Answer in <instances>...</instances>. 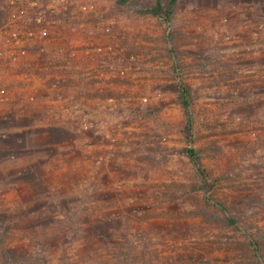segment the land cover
<instances>
[{
    "label": "rangeland",
    "instance_id": "obj_1",
    "mask_svg": "<svg viewBox=\"0 0 264 264\" xmlns=\"http://www.w3.org/2000/svg\"><path fill=\"white\" fill-rule=\"evenodd\" d=\"M104 1L105 67L113 87L101 95L112 99L107 114L118 119H107V127L118 126L122 136H107L110 155H96L97 162L114 159L111 169L120 176L111 186L91 184L92 192L79 201L60 202L63 214L38 219L58 223L57 253L26 255L22 238L40 240L46 233H22L11 253L14 263L264 264V118L239 119L231 97L234 80L247 75L239 73L229 21L248 0H179L170 26L158 16L135 15L117 0ZM156 1L134 0L140 8ZM218 22L227 24V32L209 39ZM180 79L190 93L191 130ZM188 135L201 150L207 178L187 155ZM7 186L0 184L4 250L9 223L32 222L23 213L16 219L8 214ZM107 187V195L100 194ZM219 206L250 233L258 251Z\"/></svg>",
    "mask_w": 264,
    "mask_h": 264
},
{
    "label": "crops",
    "instance_id": "obj_2",
    "mask_svg": "<svg viewBox=\"0 0 264 264\" xmlns=\"http://www.w3.org/2000/svg\"><path fill=\"white\" fill-rule=\"evenodd\" d=\"M27 1L0 0V22L17 3ZM72 1L87 4L92 10L81 16L69 47L60 44V48H46L37 34L33 54L13 62L14 67H6V56L0 58V184L8 185L4 191L8 214L16 219L23 213L32 221L17 225L10 221L6 250L0 242V264H15L16 255L11 253H16L17 236L32 231L46 235L40 240L22 238L29 253L24 254L50 253L52 248L57 253L62 241L57 236L58 223H37L38 219L63 214L60 202L79 201L83 192H92L91 184L101 181L111 186L113 176H120L111 169L114 159L97 162L96 155L98 151L110 155L113 143L107 142V136H122L118 126L107 127V119H118L107 114L106 103L112 99L101 95L113 87L107 82L105 67L107 2ZM240 5L236 18L229 21L233 27L230 37L238 51L239 73L247 77L234 80L231 97L238 107L234 115L242 120L258 115L264 118V0ZM226 28L227 24L218 22L209 39L219 40ZM70 49L73 56L69 57ZM55 54L60 55L61 62L46 71L47 60ZM107 189L100 194L107 195Z\"/></svg>",
    "mask_w": 264,
    "mask_h": 264
},
{
    "label": "built area",
    "instance_id": "obj_3",
    "mask_svg": "<svg viewBox=\"0 0 264 264\" xmlns=\"http://www.w3.org/2000/svg\"><path fill=\"white\" fill-rule=\"evenodd\" d=\"M91 10L89 5H77L72 0H29L23 4L17 3L10 9L7 19L0 22V58L6 56V67H14L13 62L33 54L37 34L46 48H60V44L69 47L81 16L89 14ZM71 52L72 49L69 50V57L73 56ZM58 57V54L51 56L44 69L50 70L60 63Z\"/></svg>",
    "mask_w": 264,
    "mask_h": 264
},
{
    "label": "trees",
    "instance_id": "obj_4",
    "mask_svg": "<svg viewBox=\"0 0 264 264\" xmlns=\"http://www.w3.org/2000/svg\"><path fill=\"white\" fill-rule=\"evenodd\" d=\"M118 4L126 7L134 13L135 15H152V16H158L161 17L166 24L169 26L172 23V20L176 14V10L179 4V0H167V4L164 5L162 0H157L154 5L148 8H140L137 6V4L134 2V0H117ZM179 73V71H177ZM180 78V76H179ZM179 86H180V96H181V104L186 108L188 113V130H191L193 128V117L191 113V104L189 101V92L185 86V84L182 82V79L179 80ZM187 140L189 143V147H187L186 152L193 164L195 165L196 169L200 173L201 177L207 178L208 175L205 171V168L202 165L201 162V150L194 148L191 146L193 143V139L191 135L187 136ZM214 205L217 207L219 204L214 203ZM220 209L223 211L226 220L229 224L235 226V228L239 231H241L246 238H248L253 246H255V251H258L257 244L252 240L250 233H248L246 230H244L240 224L238 223L237 219L233 216H230L226 209L222 206H219Z\"/></svg>",
    "mask_w": 264,
    "mask_h": 264
}]
</instances>
